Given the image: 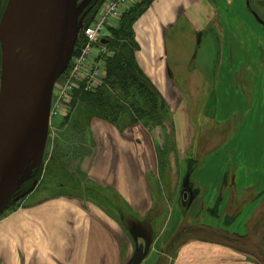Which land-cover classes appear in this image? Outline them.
I'll return each mask as SVG.
<instances>
[{"label": "crops", "instance_id": "obj_1", "mask_svg": "<svg viewBox=\"0 0 264 264\" xmlns=\"http://www.w3.org/2000/svg\"><path fill=\"white\" fill-rule=\"evenodd\" d=\"M231 1L225 3L231 6ZM219 9L217 0H153L132 24L136 47L133 59L165 103L167 121L161 127L150 121L131 123L130 117L117 125L92 119L85 130L84 146L92 149L83 158L90 163L87 180L97 186L99 195L116 198V212L121 217L124 210L143 212L145 221L134 231L135 235L144 240L145 236L150 237L151 243L160 239L169 245V253L149 251L157 261L172 260L169 254L178 247L175 259H181L186 247L181 246L182 237L178 233L185 216L180 214L182 219L178 222L173 213L179 216L185 207L187 219L190 211L209 210L212 205L213 212L218 213L217 220L221 221L223 201L227 199L229 206L235 196L236 173L227 171L219 175L222 189L214 194L212 203L206 200L207 191L201 178L210 181L212 173L206 171L213 170L215 164L211 162L204 168L196 158L186 157L195 146L188 113L189 96L186 97L191 92L190 80L196 78L203 84L207 93L205 114L219 123L231 120L235 105L230 111V101L233 96L244 94V84H248L244 70L231 69L245 68L246 62H252L249 60L251 41L245 31L238 36L225 28L223 19L224 16L229 19L228 12L222 14ZM178 75L189 77L183 81ZM157 128L163 134V145L153 139ZM101 163L105 166L101 167ZM249 175L246 173L244 178L248 179ZM101 189L107 192L102 193ZM185 189L189 191L187 204ZM174 196L180 208L173 209ZM93 199L85 201L64 194L31 203L26 199L18 210L0 218V264H109L110 261L115 264L116 251L108 233L107 215L92 203ZM162 215L166 217L163 224ZM223 220L229 219L226 216ZM135 221L132 220L133 227L138 225ZM160 224L161 230L155 238L153 228ZM193 242L210 244L203 240ZM220 248L210 252L206 247L208 253L203 252L212 256L215 264H230L227 261L230 252H222Z\"/></svg>", "mask_w": 264, "mask_h": 264}, {"label": "rangeland", "instance_id": "obj_2", "mask_svg": "<svg viewBox=\"0 0 264 264\" xmlns=\"http://www.w3.org/2000/svg\"><path fill=\"white\" fill-rule=\"evenodd\" d=\"M105 1L93 0L82 12L81 22L88 23L92 14ZM245 1L248 2V7H246ZM225 2L226 0H217L220 12L222 14L228 12L229 19L226 16L223 19L225 28L238 36L245 31L246 38L251 41L249 60L252 62H246L247 67L245 68L231 69V71L244 70L246 72L244 73L247 74L248 84H244L243 87L246 92L233 96L235 100L230 101V111L234 105L235 108H233L231 120L229 117V121L219 123L205 114L204 106L207 93L203 84L196 78L190 80L188 87L191 92L189 91L186 97L189 96L188 113L194 131L193 146H195L188 151L186 157L196 158L204 168L208 167L211 162L215 164L213 170L206 171L212 173V179L209 181L201 178V184L204 183L203 189L207 191L206 200L212 203L214 194L218 189L219 191L222 189V187L219 188L222 183V178L220 179L219 175H224L227 171L236 173L235 196L234 199H230L229 206H227V199L223 201V212L219 214L221 221L217 220L218 213L213 212L211 203H209V210L190 211L187 219L185 207L179 216L176 212L173 213V217L178 222L182 219L181 215L185 216V220L181 221V229H176L181 230L178 232L182 237L181 246H186L185 249L181 247L183 248L181 259H175L177 257L175 250L180 248L176 247L177 249L171 250L169 254L172 260L166 258L161 261L155 260L156 256L148 253L154 250L168 252L169 245L163 244L160 239L151 243L150 237L145 236L147 247L145 259L141 264H167L168 262L169 264H215L216 261L213 257L207 255L206 247H209L211 252L218 246L221 247L222 252H230L231 258L227 259L230 264H264V94L262 93L264 92V0H232L231 6ZM128 20L129 17H122L113 29L127 24ZM108 39H112L111 33ZM125 43L130 45L129 42ZM120 45L124 44L121 42ZM112 53V48L102 47L100 52H95L94 57L100 58L101 55L109 56ZM72 70L71 62L55 85L53 114L51 113L48 137L41 153V159L33 169H31L30 160L26 164L24 172L31 169L30 179L22 186L18 194L28 190L34 182L36 187L29 195L17 201L13 199L0 218L18 210L20 205L26 202V199L28 203H31L58 194L86 199L85 201L88 198H94L92 203L101 207L100 210L108 218V233L116 251L115 264H130L137 249L134 231L142 222L144 223V215L143 212L124 210V216L121 217V213L116 212V198L109 194L108 196L99 195L97 186L90 184L87 180V174L91 173L90 163L87 160H84V163L83 158L89 156L92 151L88 146H84L85 130L90 122V114L81 104L76 103L73 107L71 104L73 93L68 94L65 98L57 96L59 87H62L70 77ZM176 77L186 81L189 76L187 78L180 75ZM194 77L196 76L194 75ZM239 91H242V85H240ZM121 105L128 111V115L131 114L127 105L123 103ZM225 116L227 117L226 114ZM166 135L169 136L168 133ZM153 137L163 145V134L159 128L154 131ZM155 150L158 148L155 147ZM161 152L162 148L160 147L158 153L161 154ZM104 161L103 159L102 162ZM203 161L208 162L206 164ZM104 166V163H101V167ZM246 173L250 174L248 179L244 178ZM206 182H209L210 185ZM150 188L152 191L153 187L150 186ZM100 191L107 192L102 189ZM176 198L177 196L173 198V209L181 207L175 204ZM226 216L229 219L228 222L222 221L224 217L226 219ZM165 219V215H162L161 224ZM132 220L138 222L136 228L132 226ZM161 224L153 228L154 237L159 234ZM151 236L153 237V235ZM196 240H203L210 244L194 243L193 241Z\"/></svg>", "mask_w": 264, "mask_h": 264}, {"label": "water", "instance_id": "obj_3", "mask_svg": "<svg viewBox=\"0 0 264 264\" xmlns=\"http://www.w3.org/2000/svg\"><path fill=\"white\" fill-rule=\"evenodd\" d=\"M15 1L7 2L0 35ZM18 1L26 33L28 65L17 74L11 65V53L4 50L0 88V181L13 180L0 195V215L30 179L35 164L27 172L24 168L37 145L38 160L41 159L48 137L52 89L69 65L81 14L93 0ZM23 50L24 47L20 55ZM35 187L34 182L14 200L25 197ZM146 247V244L137 246L130 264L142 263Z\"/></svg>", "mask_w": 264, "mask_h": 264}, {"label": "trees", "instance_id": "obj_4", "mask_svg": "<svg viewBox=\"0 0 264 264\" xmlns=\"http://www.w3.org/2000/svg\"><path fill=\"white\" fill-rule=\"evenodd\" d=\"M152 1L141 0L124 16L129 17L127 24L112 29V39L108 40L107 47L112 48L113 53L104 60L103 84L92 92H85L83 87L73 91L71 104L73 107L76 103L84 106L90 114L89 121L99 119L117 125L128 116L131 118V123L150 121L161 127L167 121L165 103L137 68L133 59L136 47L133 42L132 24ZM92 17L84 25L87 26ZM121 42L124 45H120ZM125 42H129L130 45ZM84 43V39L79 38L73 54H78ZM121 103L127 105L131 114H127L128 111Z\"/></svg>", "mask_w": 264, "mask_h": 264}, {"label": "built area", "instance_id": "obj_5", "mask_svg": "<svg viewBox=\"0 0 264 264\" xmlns=\"http://www.w3.org/2000/svg\"><path fill=\"white\" fill-rule=\"evenodd\" d=\"M136 0H108L96 13L92 24L80 26L79 36L84 39V45L78 54L72 58L73 70L70 77L59 87L58 98H65L70 94L76 83H83L86 91H93L104 78V62L95 52H100L97 43L102 37L105 26L116 21L127 9L128 4ZM69 76V75H68ZM53 114V103L51 108ZM50 113V114H51Z\"/></svg>", "mask_w": 264, "mask_h": 264}, {"label": "bare ground", "instance_id": "obj_6", "mask_svg": "<svg viewBox=\"0 0 264 264\" xmlns=\"http://www.w3.org/2000/svg\"><path fill=\"white\" fill-rule=\"evenodd\" d=\"M25 37L26 33L24 30L21 8L19 1L16 0L6 15V21L0 35V41L5 49L11 53V65L17 74L28 65ZM22 47H24V50L20 55ZM37 150L38 145L29 158L30 162L35 165L38 163V155L36 156V154H38ZM12 180L13 178H10L7 181H0V195L7 190L11 185Z\"/></svg>", "mask_w": 264, "mask_h": 264}, {"label": "flooded vegetation", "instance_id": "obj_7", "mask_svg": "<svg viewBox=\"0 0 264 264\" xmlns=\"http://www.w3.org/2000/svg\"><path fill=\"white\" fill-rule=\"evenodd\" d=\"M7 2H8V0H0V24H1V21H2V18H3V14H4V12H5L6 8H7ZM4 50H5V47L3 46V44L0 41V88H1V78H2V67H3ZM22 186H21V188H22ZM20 189H19V191H20ZM18 192L16 193L17 196H19L21 193H23V192H21L20 194H18ZM183 192H184V196L186 198H188L189 197V191L187 189H185ZM17 196H15V197H17ZM140 242H141V240H140ZM178 242H179V240L177 241V243ZM174 245H176V242L174 243Z\"/></svg>", "mask_w": 264, "mask_h": 264}]
</instances>
